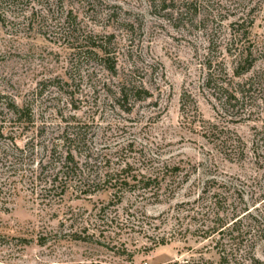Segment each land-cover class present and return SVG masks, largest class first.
Instances as JSON below:
<instances>
[{
  "label": "rangeland",
  "instance_id": "rangeland-1",
  "mask_svg": "<svg viewBox=\"0 0 264 264\" xmlns=\"http://www.w3.org/2000/svg\"><path fill=\"white\" fill-rule=\"evenodd\" d=\"M88 35L107 41L110 61L100 53L76 61L74 39ZM125 81L138 93L120 104ZM0 96L35 117L18 128L0 110V264H172L201 251L217 261L212 240L193 234L191 217L183 221L189 233L155 241L178 212L204 211L214 180L253 172L249 153L264 138V0L7 2ZM78 127L74 180L63 196L60 189L42 200L48 162L74 149L61 136ZM222 142L247 148L248 157L230 156ZM123 169L130 178L165 176L159 196L152 197L158 184L116 196L99 182ZM152 222L165 224L154 233ZM97 229L110 238L89 236ZM256 254L264 260V243Z\"/></svg>",
  "mask_w": 264,
  "mask_h": 264
},
{
  "label": "trees",
  "instance_id": "trees-1",
  "mask_svg": "<svg viewBox=\"0 0 264 264\" xmlns=\"http://www.w3.org/2000/svg\"><path fill=\"white\" fill-rule=\"evenodd\" d=\"M11 1L14 2V0H0V6ZM70 25L71 23L69 22L68 30L71 29ZM71 33L73 34L74 32ZM72 46L77 58L76 61H80L88 53H95L97 56L100 53L101 58L105 61H110L111 59L107 41H98V37L88 35L82 40L77 37L76 40L74 39ZM250 54L252 53L247 52L243 60L247 61L250 58ZM251 66L249 65L242 71L237 72V75L248 72L252 68ZM104 67L111 72L117 73L115 65H104ZM137 93L138 91L135 90V87L125 81L119 86L115 100L120 104L128 103L136 97ZM4 100L5 97L0 96V110L2 108L7 109L8 114L11 116L10 121L13 122L14 126L20 128L21 126L35 124L34 112L28 105L20 106L15 101L8 103ZM182 108L185 112L184 105H182ZM61 140L64 146L68 143L74 146V149L68 148L59 160H50L51 162H48V165H51L52 168L51 174L44 181L39 178L42 185V193L40 194L42 200H54L55 194L60 189V194L63 196L66 193L65 188L74 180L72 175L79 168L75 158L77 152L75 148L83 142L80 127L73 129L71 132L66 131V134L61 136ZM258 140L249 153L254 157L252 173L223 182L214 180V192L209 197L210 202L204 206V211H196L194 216L190 215V213L183 215V213L178 212L172 229L165 231L164 235L159 237L157 242L155 241L156 247L163 246L170 244L172 240L176 239L177 235L181 236L189 233L191 229L189 226L186 227L183 221L191 217V219L195 220L193 234L200 236L204 240H212L214 250L218 254L219 259L217 261L207 259L201 251L198 257L175 261L172 264H264V260L256 254L257 248L264 243V138L259 137ZM223 143L221 147H225L224 152H228L230 156L239 157V159L248 157L247 148H241L240 144L227 145ZM53 149L52 147L50 155H52ZM177 170L178 167H174L173 172ZM126 172H128V169H123L119 174H107L99 182L111 185L116 196L119 193L136 189L151 191L158 184L159 188L152 194V197L159 196L157 192L161 190V183L166 180L165 176L161 178L159 176H142L139 178L133 175L130 178L123 175L128 174ZM80 182L81 186L89 185L90 188L97 181L96 179L92 180L91 185L85 180H80ZM85 192L90 193V191ZM207 194L208 192L204 190L199 200L204 201ZM199 200L196 202H199ZM198 216H201V218ZM162 223L165 224L164 222ZM143 224L145 222L139 226L142 228ZM148 224L150 225L148 231L152 230L154 233L161 228L159 222ZM97 232H99V237H105V230L100 229H97L94 234L89 236H96ZM74 234H77V231ZM105 238H110V236Z\"/></svg>",
  "mask_w": 264,
  "mask_h": 264
}]
</instances>
